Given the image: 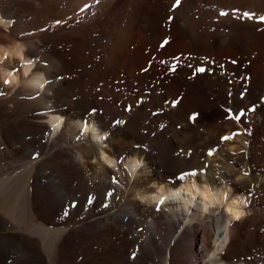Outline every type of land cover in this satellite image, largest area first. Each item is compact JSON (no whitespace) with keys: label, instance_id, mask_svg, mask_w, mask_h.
Instances as JSON below:
<instances>
[{"label":"bare ground","instance_id":"6f19581e","mask_svg":"<svg viewBox=\"0 0 264 264\" xmlns=\"http://www.w3.org/2000/svg\"><path fill=\"white\" fill-rule=\"evenodd\" d=\"M260 16L264 0H0V264H264ZM187 180L219 202L138 198Z\"/></svg>","mask_w":264,"mask_h":264},{"label":"clouds","instance_id":"9594fccd","mask_svg":"<svg viewBox=\"0 0 264 264\" xmlns=\"http://www.w3.org/2000/svg\"><path fill=\"white\" fill-rule=\"evenodd\" d=\"M0 23H3V21H0ZM18 47H20V46H18ZM22 52H23V49L21 48L20 51L17 53V55L20 56L21 60H23ZM5 55H7V52L5 53ZM29 63H30V61H29ZM27 75H28V73L25 72V76H27ZM45 83H47V81H45ZM39 87L41 89H43L44 88V83L39 84ZM91 131L93 133L97 132V128L95 126V122H93V125L91 126ZM106 135L107 134H105V136ZM105 136L95 135L93 138L95 140L99 141V140H103L102 137H105ZM102 158L104 159V161L106 163H109L110 165L115 166V161L114 160H109V158L106 155L102 154ZM145 166H146V164H145V160L143 158H140V159L133 158V161H132V175H133V177L136 175V170H138V169H140L142 167H145ZM152 187H157L155 182H153ZM192 188H195L197 193L199 195L203 196V198L205 200L212 199L213 203H218L219 202V201H216V200H214L212 198V192L208 188L207 185L204 186V191H202V192L199 190V188H197V186L195 185L194 182H193ZM182 192H187L189 196H192L191 200L186 201L187 204H191V203L194 202L195 196L192 195V189H186L184 187H181V188H178V189H168L166 191L165 186L164 185H160L159 187H157V191L155 193H153V194L140 195L138 193L137 195H138V198L142 202L148 203V204H155L156 206H158V205H160V201H163V203H164L165 200H177V199L181 198V193ZM232 203H233L234 206H238L237 205V201L234 200ZM239 204H243L245 207L247 206L246 202L244 200H240ZM207 207L208 206L205 205L204 211H207ZM169 211H171V210L169 209ZM177 211H179V209H177ZM227 211L228 212H233V207H229L227 209ZM244 215H245L244 211L237 210L235 212L234 219L235 220H239Z\"/></svg>","mask_w":264,"mask_h":264},{"label":"snow or ice","instance_id":"6c2138e0","mask_svg":"<svg viewBox=\"0 0 264 264\" xmlns=\"http://www.w3.org/2000/svg\"><path fill=\"white\" fill-rule=\"evenodd\" d=\"M96 2L98 3L99 0H96ZM181 2H182V0H175V6H179ZM85 7L87 8V7H89V6L86 5ZM83 10H84V9H81V11H83ZM227 14H228V13H226V12H221V15H227ZM244 16L247 17V18H249V19H252V18H253V14H249V13H244ZM259 20H260L261 22H264V16H260V17H259ZM60 23H62V22H61V21H56V24H60ZM164 43L167 44V43H168V40L166 39V40L164 41ZM173 70H174V66H173ZM196 71H198V72H204L205 69H204V68H197ZM5 83H10V81H5ZM0 95H3V93H0ZM175 103H176V102H174V106H175ZM128 110L131 111V106L128 107ZM227 111L231 112L230 109H228ZM94 113H95V110H93V113H90V115H91V114H94ZM197 117H198V114H197V113H193V114L189 117V119L194 123V122L196 121ZM230 118H232V119H236V120H239L240 117H239V115H234V116H231ZM114 123H115V125H123V124H125V121H124V120H119V119H117V120H115ZM84 130H85V131L88 130V129H87V121H85V127H84ZM102 138L105 139L106 137H102ZM232 138H233V137H231V136H225V137H222V139L225 140V141L230 140V139H232ZM209 154H213V152L210 151ZM196 174H197L196 172L186 173L184 176H181L179 179L182 180V179H184L185 176H187V175H196ZM244 174L247 175L248 173L245 172ZM108 195L111 196L112 194H111V193H108ZM162 204H163V201H160V205H162ZM160 205L157 206V210H158V211L160 210Z\"/></svg>","mask_w":264,"mask_h":264},{"label":"rangeland","instance_id":"374dc122","mask_svg":"<svg viewBox=\"0 0 264 264\" xmlns=\"http://www.w3.org/2000/svg\"><path fill=\"white\" fill-rule=\"evenodd\" d=\"M9 87V86H8ZM109 166H111V167H113L112 165H110L109 163H107ZM13 259V260H12ZM17 259V260H16ZM18 255L17 254H13V255H11L10 256V258H8L6 261H5V264H17L18 262ZM11 260L13 261V262H11Z\"/></svg>","mask_w":264,"mask_h":264}]
</instances>
